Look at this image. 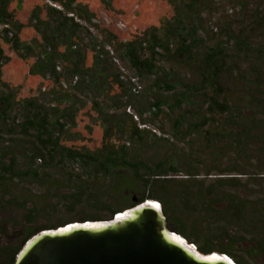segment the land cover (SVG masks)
I'll return each mask as SVG.
<instances>
[{
  "label": "rangeland",
  "instance_id": "1",
  "mask_svg": "<svg viewBox=\"0 0 264 264\" xmlns=\"http://www.w3.org/2000/svg\"><path fill=\"white\" fill-rule=\"evenodd\" d=\"M75 1L94 14L91 23L75 15L79 24L87 28L81 30L78 42L85 51L84 68L92 66L93 40L99 47L105 43L101 30L113 34L117 43L142 38L152 28L159 30L162 37L161 27L175 17V9L167 0H112L111 10L101 0ZM186 1L176 0V3L184 5ZM46 8L45 0H10L9 12L24 25L20 41L40 45L41 37L29 24V18L38 9L40 18L45 19ZM197 20L200 31L196 38L203 42L183 57L175 54L177 42L171 41L168 54L159 51L157 69L152 75L133 70L120 58L122 52L114 43L111 55L117 62L107 61L104 79H99L101 84L93 91L81 85V80L80 85L63 90L48 77L31 76L29 68L35 58L20 59L9 45L0 42L9 58L0 71V95L12 96L14 108L7 121H0V147L23 158L36 145L34 132L25 135L18 127L23 121V108L18 102L34 100L48 111L61 110L69 103L60 98L68 96L74 99L77 113L74 122H66L63 146L90 152L101 147L103 125L98 110L103 111L106 119L122 118L131 126L135 123L145 130L140 135L146 145L140 149L126 134L113 133L115 146L129 144L131 159L151 165L161 160L167 165L175 162L179 172L170 173L169 178L184 181L183 186L234 178V186L224 188L222 194L249 211L252 234L246 238L250 242L253 231L260 228L259 215L264 207V0H202L197 8ZM209 50H215L220 70L219 90L215 92L200 83L201 59ZM57 63L61 68L60 80L68 83L72 77L69 66L61 60ZM120 72L126 78L121 88L114 83ZM132 77L142 87L138 93L132 90L129 82ZM157 78L164 79L174 89H157L154 86ZM211 95L224 105L223 109H208ZM158 100L164 101V106L160 111L151 109ZM21 157L19 170L28 164ZM43 172L40 183L27 178L0 184V248L15 247L28 233L43 226L103 216L105 209L95 207L88 196L102 198L99 201L120 210L142 193L140 184L128 171L117 172L108 180L99 175L88 176L90 172L74 163H63ZM192 173L198 176H190ZM70 174L74 175L72 180ZM77 186L86 188L85 193L77 194ZM34 208L36 217L28 224L25 216ZM198 210V207L191 209L188 229L203 233L200 240L204 242L203 223L207 220L212 223L213 217L219 219L210 211ZM196 211L203 215H196ZM230 230V234L237 232V228ZM256 261L254 264H262L261 260Z\"/></svg>",
  "mask_w": 264,
  "mask_h": 264
},
{
  "label": "trees",
  "instance_id": "2",
  "mask_svg": "<svg viewBox=\"0 0 264 264\" xmlns=\"http://www.w3.org/2000/svg\"><path fill=\"white\" fill-rule=\"evenodd\" d=\"M50 1L60 3L62 10L46 3L45 19L40 18L38 9L32 12L29 18V24L41 37V43L37 47L34 44L20 41L19 34L24 25L15 21L14 15L9 12L10 0H0V42L9 45L13 53L20 59L35 58V62L29 68L31 76L48 77L52 82L59 83L63 90L76 87L81 82V85L89 91L96 90L100 83L99 79H104L103 72L104 67L108 64L107 61L117 62L111 55L113 44L117 43L115 36L106 30H101L105 35V43L99 47L96 40H93L94 43L90 47L93 58L92 66L84 68L85 51L80 48L78 42L81 39V30L87 31V28L79 24L75 15L79 19L91 23L94 14L90 13L85 6L76 4L75 0ZM167 1L174 7L175 17L173 20L165 22L161 27L160 30L164 38L158 35L159 30L152 28L145 32L142 38L117 43L119 50L122 52L120 58L139 74L143 72L146 75H152L156 72L157 57L160 56L159 51L168 54L171 41L177 42L175 54L183 57L188 56L192 50L198 47L199 42H203L196 38L200 31L197 8L202 0H187L184 5L180 2L177 4L176 0ZM101 2L107 10H111L112 0H101ZM69 14H72L73 17ZM143 46L145 47L144 50L142 49ZM60 60L69 66V71L72 74L68 83L60 80L61 68L57 63ZM8 62L9 58L4 55L0 45V71L1 67ZM201 64L203 72L200 83L212 88L213 92H215V89L219 90L217 76L220 70L218 69L219 64L215 60V50L206 52L201 59ZM157 79L154 82L157 89L168 91L174 89L164 79ZM125 80L124 74L120 72L115 76L114 83L121 88ZM129 82L134 93L141 91L142 87L138 84L136 78H130ZM12 98V96L6 94L0 95V121H7L9 113L14 110ZM60 99L64 103H69V106L61 110L54 108L48 111L34 100L18 102V105L23 108V121L18 127L25 135H29V132L33 131L36 145L32 143V153L28 154L26 152L23 158L18 153H12L10 149L0 147V184L27 178L33 180L34 183H40L43 171L58 168L63 163L77 164L90 172L88 176L99 175L107 180L111 179L117 172L128 171L142 188V193L138 195L136 202H131L123 209L118 210L112 208L110 204L99 201L102 198L88 196L95 207L99 205V210L104 211L105 209V214L103 216L82 218L76 222L111 220L117 213L136 204L148 200L158 201L168 229L192 243L201 254H223L233 260L235 264H254L257 262L256 260H261L264 264V207L261 210L262 214L259 215L260 228L253 231L252 240L249 242L246 238V236L252 234L249 211L233 201L232 198L225 197L222 194L224 188L234 186L235 180H232L234 178H229L231 180L218 178L208 185L200 181L202 183L183 186L184 181L169 178L170 173L176 175L179 172L178 165L175 162L167 165V162L161 160L151 165L140 159H131L128 151L129 144H126V142L120 146H115L113 133L126 134L137 149L142 148L146 145V142L140 133L145 130L139 129L135 123L132 126L129 125L122 118L106 119L102 110H98L103 125L101 147L93 152L67 148L61 142L67 127L66 122H74L77 113L76 104H74V99L68 96H61ZM164 104V101L158 100L152 104L151 109L160 111ZM219 108L223 109L224 105L218 103L214 96H209L208 109L214 111ZM139 114L142 117L143 112ZM20 157L22 160L27 159L28 162L22 170H19L18 160ZM189 175L198 176L197 173ZM73 178L74 175L70 174L69 179L72 180ZM85 191L86 188L78 186L75 190L77 194L85 193ZM193 207H198V211L202 210L204 213L210 211L213 213L212 216L218 215L219 221L213 217L214 221L212 223L209 220L203 223V232L206 233L204 242L200 240L203 233L201 234L195 229L190 232L188 229V220L192 215L191 209ZM218 207L220 208L219 211L216 210ZM198 211H196V215H203L202 212ZM25 217L26 223L31 224L34 222L36 217L35 208L29 209ZM65 224L40 227L28 233L15 247L3 246L0 248V264H13L24 244L35 234ZM230 228H237V232L230 234L232 233ZM213 232H217V234H212ZM212 241L217 242L212 243Z\"/></svg>",
  "mask_w": 264,
  "mask_h": 264
},
{
  "label": "water",
  "instance_id": "3",
  "mask_svg": "<svg viewBox=\"0 0 264 264\" xmlns=\"http://www.w3.org/2000/svg\"><path fill=\"white\" fill-rule=\"evenodd\" d=\"M149 201L123 210L111 220L74 222L40 231L24 244L13 264L233 262L223 254L198 252L192 243L168 229L161 205ZM175 235L180 236L186 245Z\"/></svg>",
  "mask_w": 264,
  "mask_h": 264
},
{
  "label": "built area",
  "instance_id": "4",
  "mask_svg": "<svg viewBox=\"0 0 264 264\" xmlns=\"http://www.w3.org/2000/svg\"><path fill=\"white\" fill-rule=\"evenodd\" d=\"M45 2H46L47 4H49V5H51L52 7L58 9V10H62V7H61L59 4H57V3H53V2L50 1V0H45ZM69 16L73 17L72 14H69Z\"/></svg>",
  "mask_w": 264,
  "mask_h": 264
},
{
  "label": "bare ground",
  "instance_id": "5",
  "mask_svg": "<svg viewBox=\"0 0 264 264\" xmlns=\"http://www.w3.org/2000/svg\"><path fill=\"white\" fill-rule=\"evenodd\" d=\"M149 202L152 203V204H156V203H157V202H155V201H149ZM175 238H177V240H179L180 242H182L183 244L186 245V242L183 241L182 238H181L180 236L175 235ZM230 262H231V264H234L232 261H230Z\"/></svg>",
  "mask_w": 264,
  "mask_h": 264
}]
</instances>
